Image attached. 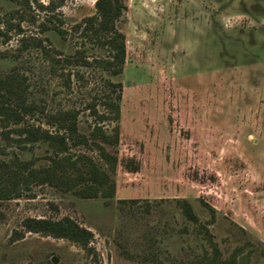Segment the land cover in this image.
Here are the masks:
<instances>
[{"label": "rangeland", "instance_id": "rangeland-1", "mask_svg": "<svg viewBox=\"0 0 264 264\" xmlns=\"http://www.w3.org/2000/svg\"><path fill=\"white\" fill-rule=\"evenodd\" d=\"M95 1L0 0L12 92L0 86V102L29 107L18 123L0 116V264H264V0H124L119 73L78 27ZM65 113L87 145L66 139L60 153L22 133L55 135L46 122ZM96 126L116 128L117 144L93 139ZM96 145L116 157L113 172ZM80 156L107 174L108 196L46 181ZM65 217L92 234L91 256L23 226Z\"/></svg>", "mask_w": 264, "mask_h": 264}, {"label": "trees", "instance_id": "trees-1", "mask_svg": "<svg viewBox=\"0 0 264 264\" xmlns=\"http://www.w3.org/2000/svg\"><path fill=\"white\" fill-rule=\"evenodd\" d=\"M95 14L82 20L78 27H82L84 35L91 39L96 40L101 47H104L110 52V59L103 62L106 68L119 73L125 58V40L124 36L116 29L115 23L121 17L123 11L126 9L124 0H96L94 4ZM0 86H2L6 92L12 94L9 81L0 80ZM3 98L4 96H0ZM8 102V100H6ZM7 102H0V116L5 117V120H14L18 123L22 114L28 112V108L23 100L18 99L19 104L14 106ZM118 110V108L116 107ZM99 121H104L106 116L99 115ZM52 128H55V135L50 134L48 130H33L24 129L23 134L28 139L35 140L36 138L44 139L46 141H53L57 144V149L60 153H64L68 150L66 139H71L73 143L87 145V141L83 136L77 135L76 117L74 114L65 113L59 116H50L46 122ZM93 139H100L101 142L107 145L117 144L118 132L115 128L112 135H106L100 126H96L92 131ZM75 145V144H73ZM99 149V156L103 163L107 165L110 172H113L117 163V159L112 154L108 153L105 148L96 145ZM81 157V156H80ZM77 158L74 162L67 160L70 171L63 172V176L56 173V165L46 169L44 178L47 182L57 180H66L70 182L73 187L76 185H83L79 192L82 197H95L97 192H100L102 196L106 197L109 194L111 185L107 174L100 169L92 159L88 157ZM6 174H9L6 172ZM14 178H20L22 175L19 173H10ZM20 175V176H19ZM28 178L34 177L31 174H27ZM44 175V174H43ZM1 179H4L0 175ZM6 180V179H4ZM6 190L0 187V196L5 195ZM181 208L186 218L192 222H196L197 219L193 215L189 205L185 202H181ZM24 228L27 232L40 233L45 236H51L53 238L66 239L83 249L87 255L91 256L93 249L90 247V240L92 234L80 227L74 221L69 218H62L57 221L45 220V219H27L24 222ZM88 264V263H87ZM90 264H101L95 257ZM229 264H235L234 257L230 259Z\"/></svg>", "mask_w": 264, "mask_h": 264}]
</instances>
